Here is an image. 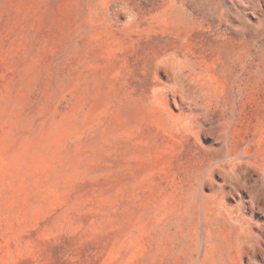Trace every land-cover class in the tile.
Wrapping results in <instances>:
<instances>
[{
    "label": "rangeland",
    "instance_id": "1",
    "mask_svg": "<svg viewBox=\"0 0 264 264\" xmlns=\"http://www.w3.org/2000/svg\"><path fill=\"white\" fill-rule=\"evenodd\" d=\"M0 264H264V0H0Z\"/></svg>",
    "mask_w": 264,
    "mask_h": 264
}]
</instances>
